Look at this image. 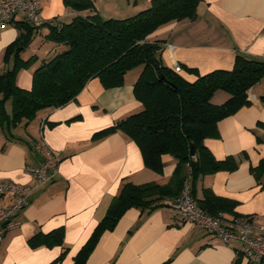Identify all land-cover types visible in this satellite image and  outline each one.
<instances>
[{"label":"crops","instance_id":"obj_1","mask_svg":"<svg viewBox=\"0 0 264 264\" xmlns=\"http://www.w3.org/2000/svg\"><path fill=\"white\" fill-rule=\"evenodd\" d=\"M61 2L39 0L42 18L57 25L56 19L91 13L67 11ZM195 11L193 19L160 26L146 37L161 41L166 67L193 82L198 75L231 69L236 55L264 60V0H199ZM24 21L20 12L13 24L0 29V74L10 67L4 62V51L21 34L19 24ZM49 25L43 24L32 34L48 35ZM52 44L54 48L41 62L62 50ZM23 52L20 57L25 60ZM184 66L196 72H186ZM32 68L18 71L19 87L30 89ZM140 71L134 75L128 71L123 85L109 89L91 78L67 103L39 110L28 123L22 120L14 127L0 126V180L34 186L25 167L41 164L35 147L41 137L59 157L57 174L32 189L28 205L17 215L19 224L4 235L0 264H72L123 183L168 182L176 165L170 155L161 156L163 170L156 173L145 166L139 147L123 131L94 137L142 109L133 94ZM227 97L219 90L212 99L221 103ZM248 97V105L219 120L203 140L216 159L234 156L239 159L238 167L199 177L194 196L202 200L208 190L235 202L233 212L220 213L252 215L264 226V187L250 170L264 158V76L249 88ZM4 106L10 113V101ZM8 200L1 197L0 204ZM168 204L152 211L127 209L113 230L103 232L85 264H233L238 257V264H249L238 241L225 244L192 222L180 221ZM60 227L61 245H29L34 234Z\"/></svg>","mask_w":264,"mask_h":264},{"label":"trees","instance_id":"obj_2","mask_svg":"<svg viewBox=\"0 0 264 264\" xmlns=\"http://www.w3.org/2000/svg\"><path fill=\"white\" fill-rule=\"evenodd\" d=\"M198 1L151 0L149 7L133 16L103 19L97 13L94 0H64L75 11L91 13L49 25L47 38L62 46V50L34 69L30 89L16 83L18 71L31 61L21 59L20 53L32 31L42 25L35 27L28 21L21 22L23 31L5 48L4 62L12 56L14 61L12 67L0 74V126L14 127L22 120L28 123L39 110L67 103L91 78H97L105 89L121 86L128 71L142 66L133 84L134 97L142 109L96 132L94 137L118 129L123 131L139 147L145 166L156 173L163 170L162 155L168 154L176 162L165 184L123 183L72 264H85L103 232L113 230L127 209L137 208L143 212L165 206L166 201L180 195L185 184L195 198L194 184L199 177L234 171L238 167L239 159L234 156L216 159L203 140L215 130L219 120L249 104L248 90L264 76V60L236 55L231 69H216L189 82L163 64L161 41L146 39L160 26L193 19ZM183 68L189 73L196 72L193 68ZM219 90L228 97L215 103L212 98ZM6 101H10V113L5 110ZM191 146L195 151L193 156L189 154ZM250 170L264 187V158ZM197 202L212 215L233 212L235 207V202L208 190H204L203 199ZM62 242L61 227L48 233H36L28 240L33 248L52 247ZM64 254L65 251L59 259ZM238 261L239 257L233 264Z\"/></svg>","mask_w":264,"mask_h":264},{"label":"built area","instance_id":"obj_3","mask_svg":"<svg viewBox=\"0 0 264 264\" xmlns=\"http://www.w3.org/2000/svg\"><path fill=\"white\" fill-rule=\"evenodd\" d=\"M35 27L43 25L40 16L39 0H0V29L13 24L18 13ZM42 156L39 166H26L25 171L32 176L34 186H24L10 179L0 180V198L7 196V203L0 204V250L4 235L15 228L19 221L17 215L29 203L34 187L45 184L57 174L59 157L41 137L35 144ZM174 217L180 221H189L216 236L223 243L238 241L242 254L249 264H261L264 261V226L252 215H212L201 208L185 184L180 195L168 204Z\"/></svg>","mask_w":264,"mask_h":264},{"label":"rangeland","instance_id":"obj_4","mask_svg":"<svg viewBox=\"0 0 264 264\" xmlns=\"http://www.w3.org/2000/svg\"><path fill=\"white\" fill-rule=\"evenodd\" d=\"M61 1L63 7L66 8L67 11L73 10L65 4L64 0ZM94 4L97 9V13L101 16V18L121 19L133 16L139 11L146 9L150 6V0H94ZM78 12H80V14H85L86 10L76 11V14H79ZM71 17L72 16L67 17L66 19H56V23L67 22L71 19ZM42 21L45 25L52 24L50 20L45 21V19L42 18ZM51 48H54V45L47 38V34L29 35V41L23 50L24 52H22L23 56L26 58L25 60L31 59V61L25 68L33 67L32 70L35 69L40 64L41 59L45 58L47 54H49V50ZM13 61L14 57L12 56L8 60V64H10V67H12ZM141 68L142 66H137L131 69L130 72H128V75H134L136 72H139Z\"/></svg>","mask_w":264,"mask_h":264},{"label":"water","instance_id":"obj_5","mask_svg":"<svg viewBox=\"0 0 264 264\" xmlns=\"http://www.w3.org/2000/svg\"><path fill=\"white\" fill-rule=\"evenodd\" d=\"M161 77H162V75H161ZM194 153H195V151H194V147H193V146H191V147H190L189 154H190L191 156H193V155H194Z\"/></svg>","mask_w":264,"mask_h":264}]
</instances>
